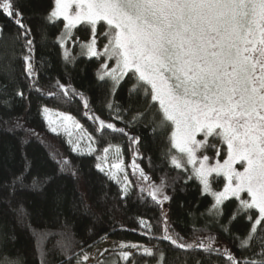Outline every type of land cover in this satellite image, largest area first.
<instances>
[{
	"label": "snow or ice",
	"instance_id": "obj_1",
	"mask_svg": "<svg viewBox=\"0 0 264 264\" xmlns=\"http://www.w3.org/2000/svg\"><path fill=\"white\" fill-rule=\"evenodd\" d=\"M20 2L0 0V15L18 29L10 38L18 42L20 49L18 54L13 51L8 64L0 69L6 80L0 83V107L10 110L17 99L30 107L33 92L57 101L78 96L101 139L107 141L104 130L126 137L132 159L125 166L120 159L121 147L111 142L102 148V154L98 153L92 146L98 141L91 134L83 150L78 142L83 137L76 142L70 139L71 151L78 157L94 156L96 170L118 185L125 208L129 201H138L159 209L160 215L153 221L137 218L139 232L154 242L151 246L119 242L113 246L112 255L97 259V264H264V0H53L50 9L41 14L45 24L37 29L39 43L43 46L49 39L48 26L62 24L56 43L63 49L65 64L74 65L77 59L66 46L69 40L79 46V55L101 62L97 76L110 85L105 98L109 120L91 115L88 99L70 84L56 79V91L45 90L40 84L38 74L47 58H37L36 35L26 22ZM78 29L89 33L86 41L75 34ZM5 38L0 25V40ZM17 59L23 65L19 79L14 67ZM108 61H113L114 66L110 67ZM125 78L130 87L127 104L122 106L115 96ZM20 79L26 82L27 90L22 88ZM38 111L48 114L53 110L41 101ZM57 115L56 121L45 115L49 131L57 136L60 129L68 133L69 122L82 127L71 115ZM23 120H4L5 130L23 129L46 143L34 129L25 128ZM149 123L153 133L159 132L168 141L170 147L161 151L160 159L178 170L177 175L162 173L153 177L138 162V158L144 159L143 153L132 146L140 145L141 138L129 129ZM113 149L115 159L109 163ZM50 158L57 165V172L42 182L33 180V190H40L62 174L79 181L78 169L61 152H50ZM210 158L214 163L209 162ZM148 163L152 164L150 158ZM29 167L30 163H26L25 172ZM128 167L135 181L129 179ZM221 177L222 190H215L213 184ZM193 179L202 185L203 193L214 198V203L207 210L204 227H193L186 237L172 226L166 204H171L173 195L167 189L175 194L179 185V191L184 192V185ZM17 186L26 187L23 173L8 185L10 195H14ZM230 199L238 203L228 222H222L223 205ZM55 200L59 205L63 195L58 192ZM113 207L120 210L119 205ZM15 211L18 217L26 215L20 209ZM239 217L249 224L243 236L230 231L231 222ZM117 226L137 231L119 220L113 230ZM212 226L232 235L236 249L231 250L213 235ZM64 227L67 229V225ZM50 235L55 233L44 232L40 240ZM60 236L62 239L54 246L62 257L59 264H87L94 258L83 248L82 255L76 251L81 242L75 241L70 231L61 232ZM14 239V234L3 233L0 244ZM161 242H167L179 253L169 257ZM38 255L40 264H53L42 244ZM100 257H104V252H100ZM0 264H23V260L0 256Z\"/></svg>",
	"mask_w": 264,
	"mask_h": 264
},
{
	"label": "trees",
	"instance_id": "obj_2",
	"mask_svg": "<svg viewBox=\"0 0 264 264\" xmlns=\"http://www.w3.org/2000/svg\"><path fill=\"white\" fill-rule=\"evenodd\" d=\"M52 3L53 0H21L20 2L26 22L32 26L36 35L37 58L40 56L47 58L39 71V82L45 90L53 91H56L54 87L56 79L66 85L70 84L88 99L91 115H99L102 119L109 120L105 98L110 85L107 81H100L97 76L101 69V62L95 58L78 56L74 65L65 64L63 49L56 43L57 37L63 31L62 24L48 26L49 39L44 42L43 46L39 43L40 35L37 29L45 24L41 19V14L46 13ZM0 25L3 26L6 34V38L0 40V69H2L11 59V53L16 51L18 54L20 49L18 42L14 43L10 38L18 31L15 25L3 15H0ZM75 34L81 41H86L89 35L88 32L79 29ZM14 67L17 69L16 76L19 79L20 73L23 71L22 61L17 59L14 62ZM5 82V77L0 72V83ZM20 84L24 90H27L24 80L20 79ZM129 87L127 78H125L116 92L115 99L122 106L127 104ZM30 98L32 103L27 108L18 99L10 110L0 107V235L8 233L15 236L14 240L0 244V256L21 257L23 264H40L38 246L42 244L43 248L49 252L48 259L53 264H59L62 257L58 254V249H54V246L62 239L60 233L66 230L73 234L75 241L81 242L76 245L77 252H81V248H83V252L88 253L107 240L151 246L154 242H150L146 236L140 234L137 218L143 217L153 221L159 217V209L148 207L138 201H129L125 208L119 198L118 185L108 181L102 173L96 170V161L93 156L78 157L75 152L71 151V146L64 136H57L49 131L44 114L38 111V104L42 101L44 106H48L52 110L73 116L94 137L95 141H98L95 142V145L99 149L107 146V142L119 145L125 166H129L132 159V149L128 146L127 138L104 130L107 141L101 139V133L97 132L96 125L90 116L85 114L83 101L78 96L73 97L70 101H57L54 98L39 97L33 92ZM15 117H23L25 128L34 129L46 143L42 144L40 139L25 133L23 129H18L15 132L6 131L7 126L3 121L11 122ZM117 123L118 126H123L119 122ZM129 131L141 138L140 145L132 147L140 148L144 159L138 158V162L142 167H145L150 175L153 177H159L162 173H167L168 176L177 175L178 170H174L170 163L161 161V151L167 150L170 145L166 139L161 138L159 132H152L151 123L147 126L141 124ZM25 139H27V143L22 142ZM57 151L69 160L70 165L78 169L79 181L73 179L70 174H62L54 182L50 181L44 184L40 190H33L31 187L33 180L42 182L45 177L57 172V165L50 158V152ZM149 158L152 161L151 165L148 163ZM26 163H30L27 172H25ZM22 173L26 187L17 186L14 195H10L8 185ZM128 174L129 179L135 181L136 178L131 175L130 167H128ZM223 183L222 179L217 180L215 188L221 189ZM184 186L186 191L180 192L178 185L175 194L171 189H167L168 193L173 195V200L170 205L166 204V207L170 208L169 216L174 229L187 237L191 234L193 227H204L207 210L214 200L211 196L203 193L198 180H190ZM58 192L63 195V201L59 205L55 200ZM9 200L10 203L7 202ZM237 203L234 199L225 202L222 222H228ZM114 205H119L120 210L117 211L113 207ZM16 209L22 210L26 215L18 217ZM189 212L195 215L190 216ZM202 212L205 213L204 216L200 215ZM117 220L128 229H137V231L121 230L119 226L113 230V224ZM65 225H67V229H65ZM248 229L249 224L243 217L231 222V234L243 236ZM210 231L225 246L231 250L236 249V241L232 235L225 234L215 226H212ZM44 232H52L55 235H50L41 241L40 236ZM161 247L165 249L169 257H174L179 253V250L172 249L167 242H161Z\"/></svg>",
	"mask_w": 264,
	"mask_h": 264
},
{
	"label": "rangeland",
	"instance_id": "obj_3",
	"mask_svg": "<svg viewBox=\"0 0 264 264\" xmlns=\"http://www.w3.org/2000/svg\"><path fill=\"white\" fill-rule=\"evenodd\" d=\"M66 46L70 49V51L72 52V54L74 56H77V57L78 56H83V55H79V52H80L79 46L78 45H73V41L72 40H69L67 42V45ZM84 57H86V56H84ZM108 63L110 65V67L111 66H114V62L113 61H108ZM59 112H61V111L53 110V111H51L48 114H44V117H45V115H47L48 118H49V120L56 121L58 119L57 113H59ZM65 114H67V113H65ZM68 115H70V114H68ZM74 120L76 122H78L75 118H74ZM46 121H47V124H48L49 121L48 120H46ZM78 124L82 126V124H80L79 122H78ZM60 135L64 136L67 139V141H69L71 139L74 142L78 141V138L83 137V139H81V140L78 141L79 144H80V148L83 150V149H86L87 146H88V143H89V141H88V135H89V133H88V131L83 126L82 127H79V128H76V127L73 126V124L71 122H69V124H68V133H65L64 129H60ZM70 146L72 147V145H70ZM92 146L93 147H96L97 148V152L102 154V149H99L95 145V142L93 143ZM114 153H115V150L113 149L110 152V154H109V163L114 162V159H115ZM210 156H211V154H210ZM222 156H223V153L221 154V157ZM120 159H122L124 161V163H125L123 154L121 155ZM209 162L210 163H214V160H212L210 158V161ZM189 168H191V166H189ZM219 179H222L223 180L222 177L221 178H217V180H219ZM215 184H216V182L213 184V188L215 190H222V188L221 189H216L215 188ZM213 200H214V198H213ZM230 200H233V199H230ZM116 244H118V243L117 242H114V241H111V240H107L101 246L97 247L96 249H93L92 251H89L88 254L91 257H94V258L90 259L87 262V264H97V259H104V258H107V257L111 256L112 255L111 250H112L113 246L116 245ZM105 249H107L108 251H104ZM100 252H104V257H100Z\"/></svg>",
	"mask_w": 264,
	"mask_h": 264
}]
</instances>
